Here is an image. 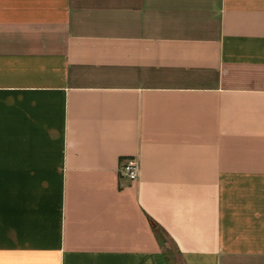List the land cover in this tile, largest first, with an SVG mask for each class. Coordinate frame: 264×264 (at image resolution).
<instances>
[{
  "label": "crops",
  "instance_id": "0c3cea01",
  "mask_svg": "<svg viewBox=\"0 0 264 264\" xmlns=\"http://www.w3.org/2000/svg\"><path fill=\"white\" fill-rule=\"evenodd\" d=\"M0 264H264V0H0Z\"/></svg>",
  "mask_w": 264,
  "mask_h": 264
},
{
  "label": "built area",
  "instance_id": "2783aa9c",
  "mask_svg": "<svg viewBox=\"0 0 264 264\" xmlns=\"http://www.w3.org/2000/svg\"><path fill=\"white\" fill-rule=\"evenodd\" d=\"M124 178L131 182H137L140 177V167L137 160H130L121 170Z\"/></svg>",
  "mask_w": 264,
  "mask_h": 264
},
{
  "label": "rangeland",
  "instance_id": "374dc122",
  "mask_svg": "<svg viewBox=\"0 0 264 264\" xmlns=\"http://www.w3.org/2000/svg\"><path fill=\"white\" fill-rule=\"evenodd\" d=\"M167 244V247H169L170 249H171V245H170V243H166ZM171 252H172V250H171ZM173 253V252H172Z\"/></svg>",
  "mask_w": 264,
  "mask_h": 264
},
{
  "label": "trees",
  "instance_id": "16d2710c",
  "mask_svg": "<svg viewBox=\"0 0 264 264\" xmlns=\"http://www.w3.org/2000/svg\"><path fill=\"white\" fill-rule=\"evenodd\" d=\"M159 230H161V229H159ZM159 230H158V231H159ZM158 234H159V235H161V233H160V232H158Z\"/></svg>",
  "mask_w": 264,
  "mask_h": 264
}]
</instances>
